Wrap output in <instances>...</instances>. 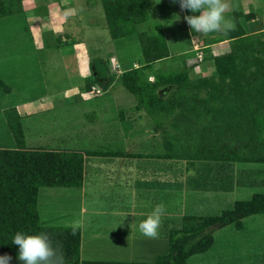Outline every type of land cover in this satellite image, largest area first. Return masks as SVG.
I'll return each instance as SVG.
<instances>
[{
	"label": "trees",
	"instance_id": "obj_1",
	"mask_svg": "<svg viewBox=\"0 0 264 264\" xmlns=\"http://www.w3.org/2000/svg\"><path fill=\"white\" fill-rule=\"evenodd\" d=\"M98 1L112 39L134 33L135 25L146 19L143 0ZM228 1L235 30L204 40L208 44L227 39V51L214 55L206 45L200 48V58L198 52H188L181 54L178 67H155L156 62L169 58L164 37L160 31L153 34L141 30L136 33L141 59L136 66L130 64L121 70L119 82L133 95L134 109L146 115L147 142L156 134L160 138V154L139 157H157L170 163L163 164V177L168 182L164 171L180 168L177 162L181 161L184 171L200 168L198 177L204 183L203 189L208 185L206 189L220 194L233 185L244 191L250 189L248 199L234 200L215 214L180 217L179 226L173 225L166 237L161 236L163 250L152 262L79 260V228L73 233L72 226L47 224L45 202L38 201V193L41 187H79L82 155L76 151L24 148L18 116L14 110H7L6 122L16 147L0 148V255H10V264H22L17 259L18 246L12 243L17 231L47 232L54 246L62 245L66 264H186L190 256L209 249L214 229H240L245 218L264 216V30L247 33L243 24L253 13H243L239 0ZM20 9L19 0H0V17ZM183 14L192 13L184 10ZM255 24L259 26L260 21ZM187 57L210 63L209 74L189 76L196 64L189 65ZM84 154L116 155L98 150ZM174 176L177 178L178 172ZM190 187L195 189L193 184ZM165 189L170 188L164 183V197L171 194ZM67 203L63 197L62 215L67 213Z\"/></svg>",
	"mask_w": 264,
	"mask_h": 264
},
{
	"label": "crops",
	"instance_id": "obj_2",
	"mask_svg": "<svg viewBox=\"0 0 264 264\" xmlns=\"http://www.w3.org/2000/svg\"><path fill=\"white\" fill-rule=\"evenodd\" d=\"M96 1V5L98 6L95 7L94 11L96 12L97 17L102 19V26L100 27L106 29L101 5L98 0ZM143 1L146 2V4L148 3V5L150 3L153 4L156 2V0ZM240 1L242 4L243 1L239 0V2ZM89 2L90 0H85V4L84 0H19L21 9L10 15H6L9 17V22L11 23L16 21L21 22V25L18 26L16 32L11 29H4L5 26L8 27V20L4 19L5 15L0 17V90H2V92L0 91V98H2L3 93L8 94L9 92H11L17 84H23L26 90H29V86L37 87L38 85L39 91H42V93L36 94L28 99L8 101V99L10 98V96H8L5 103L0 101V133L3 134H0V139H3V141H0V148L16 147L15 139L13 137V134L10 132L6 122L5 112L7 110H14L15 114L18 116L22 133L23 147L26 149H33V147H37H26L24 144V129H22L21 124L23 122V118L33 115L36 108H39V110L43 108L49 109L65 101L68 102V99H84L87 95H89L91 87L95 86V82L92 83V81H98V83H101L102 85H98L101 90H110L112 87L109 86L113 85V81H110L112 74L113 79L116 80L115 85H118L116 87H122L119 82V75L122 70L120 69L121 65L119 63H115L116 59L111 54L107 56L108 59L107 63L105 64L104 57L99 56L98 42L96 40L94 44L95 46H93L92 48L93 50H95V60L97 59L98 61H100V71H96L97 66H95V70L92 69L93 66L92 64H90L91 62L89 60V56L91 55L88 53L87 48L84 49L82 35L80 39L77 37V40L75 39L74 41H71L70 44V48L73 51L72 56L76 62L75 68L78 74V78H87L88 80L89 77L91 78V76L94 75V80H89V84H87V82L85 84L81 82L83 83L82 85L78 83L80 84L79 86L76 85L74 86V88H72V90H70V92H67V90H69V88L66 90L68 84L58 77L61 76L63 72H65L64 75H67L66 71L68 69L66 60L62 59V55L66 52L63 53L60 50L62 43L67 41V35L65 34V32H63V29L66 28L67 23L71 24V22H74L76 27L80 26L82 18L79 14L82 15L83 12L80 10L83 5L86 6ZM143 7L145 10V17H147L148 9L145 5ZM229 11L226 12L225 15L227 18L232 19ZM243 13L246 12L243 11ZM252 18L256 19L255 13L253 14ZM252 18L244 22L243 25L245 26V31L247 33H252L264 30V27L255 24L256 21ZM145 21L146 19H143L140 23H138V25H135V32L124 36V38L128 39L129 36L136 35L138 31L144 30V26L142 25ZM138 26L143 28L139 30ZM184 27L187 28L186 35L188 37L186 40L189 42V45L178 49V51H176L174 54L169 51L167 40L164 38L169 58H171L172 56H179L180 60L181 54L188 53L191 49L195 54L196 52H200V48L206 45L209 47L210 53L214 55L221 54L227 51V39H216L209 41L208 44H204L205 39H210L214 36H221L222 32H220L219 34L217 32H213V34L209 36L203 35L202 42L199 46L195 45V47L191 43V35L196 32L191 31L189 25L186 22L184 23ZM7 35L10 36V40H13L14 44L17 43L16 49L11 46L12 43L6 45V40H8ZM51 48H55L58 52L53 53L49 50ZM44 49H46L47 51H44ZM90 59H92V57ZM24 60H29L31 62V66L26 65L24 63ZM187 61L188 57L186 58V62ZM156 63L154 64L155 67H157ZM137 64L138 61H131V65L136 66ZM129 65L130 64L125 65L124 68L128 67ZM205 66L208 67L207 65ZM35 69L37 71H35ZM20 72L23 73L20 74ZM51 72L54 75H51ZM199 74H209V71L206 73L200 72V70L196 68V66H194L189 72V76H195ZM32 75L33 79L31 80ZM58 81H60L59 88H54L53 86H55ZM69 96H71V98H69ZM119 101L121 103H119ZM119 101H116L114 103V107H112L113 112L115 113V116L117 118V122L113 128L116 133L119 134L123 130L126 133L130 132V134L142 132L147 135L149 132V128L145 127L146 115L143 113V111L138 109L133 110L132 108L134 107V103H127L126 105L125 101ZM122 105H125V107ZM117 106L118 108L116 109ZM12 114L13 113H11V115ZM145 146L146 149L139 148V150H136L137 152L126 151L125 149L115 151L104 150L105 152H114L116 153V155L95 156V158L91 157V155L84 154L86 151L93 150H85L82 149V147H65L60 149H53L59 151H76L81 153L82 155V181L80 186L75 190L76 194L78 195L77 211H79V213L77 217L73 218L69 224L65 225L68 227L73 226L74 224L79 225L80 259H82L80 257V253L83 245L81 235L86 232L95 233V246H93L91 249L92 253L95 254V257L92 256L86 258L84 261L152 262L155 259L156 255H158V250L155 247V250H150L153 252L150 254V256H148V258L137 256L131 257L132 255L129 257L128 254L132 253H128V251H126L124 247H121L120 244L117 243L120 241L130 242L131 239L135 235H137V233H140L138 229L139 223L146 218L147 214L152 210V208L157 205V203L163 204L164 201L163 197L165 181L163 177V160L157 157H139L138 155H158V153L160 154L162 151L159 148V151L161 152L153 153L156 150H153L152 146ZM87 156L91 157L90 162H87V160L89 159ZM92 160H95V162H91ZM115 171L120 172L121 175H118L117 182L109 184L108 181H110L114 177V174H116ZM92 172L95 174V198H91L89 202L90 204H95V222H93L94 219H92V221H89L85 224V216L91 218V214H93L92 211L87 213V210L83 207L86 194L90 196L92 195V193L90 192L91 187L94 186L91 182ZM108 175L110 176L109 178ZM106 187L110 189V193L106 196H103L104 188ZM67 188L69 189L64 191L70 190V187ZM190 189L192 188L190 187ZM98 194H100L99 198ZM220 194L223 195L226 193L224 191ZM221 195H219V198L221 197ZM54 198L50 202L44 201V207L46 208L45 219L48 220L47 224L49 225H52V220H54L55 217L53 214H50L51 210L53 206H56L58 201L57 198ZM77 211H75L74 214H76ZM60 218H68V212L64 213V215H61ZM253 219L259 224H262L257 229L263 230V233L264 222L260 221L259 218ZM163 226L164 221L162 220L161 227ZM242 228L243 227H241L240 229H232L229 226L223 228L222 230H229V233L238 232V235H240L238 237L242 239H240V243L243 244L244 247L242 251L253 256L256 262H260V253L254 251H260V249H262L264 245L262 246L260 244L257 245L258 243L249 242L246 237H243L244 233L241 232ZM253 228L254 226H252V229ZM141 234L142 233H140V235ZM108 240L110 241L109 243L106 242ZM139 240L140 239L137 238L135 240V243ZM148 240L149 238H144L143 243L144 241ZM103 241H105L106 243L102 244ZM154 241L157 242L158 238L154 239ZM151 242L153 243V241ZM113 244L117 246V250L119 252L123 253H117L113 248ZM130 244L132 245V243ZM162 250L163 245H161L160 252ZM197 264L208 263L206 261H199ZM221 264L224 263L222 262ZM241 264L246 263L243 262Z\"/></svg>",
	"mask_w": 264,
	"mask_h": 264
},
{
	"label": "rangeland",
	"instance_id": "obj_3",
	"mask_svg": "<svg viewBox=\"0 0 264 264\" xmlns=\"http://www.w3.org/2000/svg\"><path fill=\"white\" fill-rule=\"evenodd\" d=\"M81 1V0H80ZM242 4L240 1V8L241 11L251 12L256 15V19L252 18L253 20L260 21V26L264 27V5L262 0H242ZM229 3V1L227 0ZM250 2V3H248ZM85 4V0H84ZM96 0H90V2L81 8L80 11L82 15L79 14L82 18L80 26H75L74 22L67 23L66 28L63 29V32L67 35V41L62 43L60 50L64 53L62 55V59H65L68 64V69L66 71L67 75H64L65 72L61 76L64 82L68 84L66 90L67 92L72 90L76 85H82L83 83L89 84V80H94V75L89 77V79H80L78 78V74L75 68V60L72 56L73 51L70 48L71 41L77 40V37L80 39L82 35V41L84 49L87 48L88 53L91 55L89 56L90 64L93 66V70H95V66H97L96 71H100V61L97 59L95 60V50H93V46H95V40L98 42V52L100 57H104L105 64L107 63L108 55L111 54L114 56L115 63H119L121 65L120 69H123L125 65L131 64L133 60H140L141 53L139 49L138 43H136L137 38L136 35L129 36L128 39L126 38H117L112 39L105 28H101V18L97 17L95 7L98 5ZM143 4L147 7V17L146 21L142 26H144V30H147L150 33L157 34L158 31L161 32L162 36L167 40V45L169 47V51L171 53H175L178 49L183 48L189 45V42L186 40V27H184L185 21L183 20V11H181L178 3H172L171 0H156L155 3H148L143 2ZM96 5V6H95ZM249 5V6H247ZM230 10V8H229ZM85 13V14H84ZM151 16V17H150ZM5 20H8V27L5 26L4 29L6 30H13L16 32L18 26L21 25V22H9V17L5 16ZM98 24V26H97ZM139 30L142 29L138 26ZM264 29V28H263ZM218 34L220 32H217ZM213 34V32L208 33L205 36H209ZM204 34L201 33H193L191 35V43L195 46H199L202 42V36ZM8 40H4L6 45L12 43L11 46L16 49V44L13 43V40H10V36L7 35ZM86 44V45H85ZM191 46V44H190ZM196 47V46H195ZM53 53L58 52L55 48L49 49ZM44 51H47L44 49ZM190 54L193 55L192 49L189 50ZM197 54V53H196ZM67 56V57H65ZM59 57V56H58ZM92 57V59H90ZM201 54L198 52V57L200 58ZM194 58V59H193ZM196 57L188 58V63H195L196 68L200 70V72H208L209 68L205 65L210 67V63H202L201 61L198 62ZM179 56L171 57L166 60H162L156 63V66H160L161 68H174L176 65L179 66ZM24 63L28 66H31V62L29 60H24ZM189 64V65H190ZM105 68V67H104ZM117 68V67H116ZM103 69V66H102ZM168 71V69H162ZM35 71H37L35 69ZM23 72H20V74ZM51 75L52 74L51 72ZM90 75V73H89ZM88 75V76H89ZM33 79V75L31 76V80ZM80 79V80H79ZM148 79H151L149 77ZM113 81V85L109 86L112 87L110 90L100 89L98 85H102L95 82V86L91 88L89 91V95H87L84 99L75 100L74 98L68 99V102L65 101L59 105H55L51 108H43L39 110L36 108L34 114L23 118L22 122V129H24V144L25 146H35L37 148H65V147H82L85 150H120L125 149L126 151H133L137 152L139 148L146 149L145 142H147V135L142 132L139 133H126L123 130L121 133H116L113 129L117 118L115 113L113 112L112 107H114V103L119 100H123L127 103H134V97L125 89L118 88L115 85V81L113 79V74L111 75V80ZM83 82V83H81ZM106 82V81H105ZM58 81L54 88H59ZM80 83V84H78ZM107 84V83H106ZM110 84V83H109ZM96 87V88H95ZM64 90V89H63ZM2 92V90H0ZM73 92V91H72ZM42 93L39 91L38 85L37 87L29 86V90H26L23 84H17L15 88L12 89L11 92L8 94L3 93L2 98L0 101L3 103L6 102L8 96L10 98L8 101H16L18 99H28L33 97L36 94ZM52 93V92H51ZM56 93V92H54ZM1 94V93H0ZM72 96V94H71ZM69 96V98H71ZM1 103V102H0ZM119 103H121L119 101ZM129 105V104H128ZM125 107V105H122ZM120 106V107H122ZM118 106L116 107V109ZM134 110V107L132 108ZM128 120V119H127ZM146 125L147 122H145ZM145 125V127H146ZM2 134V133H0ZM3 135V134H2ZM3 141V139H0ZM149 147L152 146L155 152L159 151V147L161 145L160 138L158 135H154L151 140L147 142ZM147 146V148H148ZM34 148V147H33ZM35 149V148H34ZM147 151V150H146ZM89 159L87 162H90L91 157L95 156H87ZM102 158V157H99ZM91 162H95L92 160ZM164 162V161H163ZM180 164V168L170 167L167 168L164 172L168 174L169 181L168 182L165 178V185L170 189V195L165 196L163 201L164 206V214L162 216V220L165 221L163 227L159 228V236L158 241H154V239L149 238L148 241H144L145 237L143 234L137 233L130 242L128 241H120L117 242L120 244L121 247H124L130 257H142L148 258L150 254L155 250H158V254L161 253V245H163V238L166 237L167 230L178 225L177 219L185 215H192L193 213L196 214H215L217 210L221 208L226 209L229 207L230 203L234 200L238 199H248L249 190L244 191L242 187L237 186H229L228 191L226 194H218L211 192L210 190L206 189L208 185L205 186L203 189V184L199 180L198 175H200L201 170L200 168L195 170L189 167L187 170H182L184 167L182 164L184 162H177ZM164 166L169 165L170 163H163ZM165 168V167H164ZM245 171L247 168L244 167ZM177 170V171H176ZM243 170V171H244ZM174 172H178V177L174 176ZM114 177L108 181L109 184L113 182H117L118 175H121L120 172L115 171ZM110 176L108 175V178ZM121 177V176H120ZM196 177L195 183L193 179ZM205 178L208 179L207 176L204 175ZM202 177L203 182H207V179ZM217 179V178H215ZM264 179V178H263ZM108 180V179H107ZM174 181H177L174 182ZM91 182L93 187H91L92 195L86 194L83 207L87 210V213L92 211L91 218L85 216V224L89 221L94 219V212H95V204H90V199L95 198V174L91 173ZM179 183V184H178ZM193 184V188L196 190H192L188 188ZM179 185V186H178ZM181 185V186H180ZM176 187V188H175ZM63 188V187H41L38 193V201L42 203V200L45 202H50L54 197L57 198L56 206H53L51 213L53 214L54 220L52 223L58 226H65L69 224L73 218L77 217L79 211L78 210V195L76 194L74 188ZM110 193V189L108 187L104 188L103 196H106ZM101 194V192H100ZM98 194V198L100 196ZM219 195L221 197L219 198ZM224 196V197H223ZM63 197L68 199L67 206L65 209L68 212V218L61 219L62 215V207L61 202ZM54 198V199H55ZM89 198V200H88ZM115 198V197H113ZM76 199L77 202L74 200ZM215 199V200H213ZM88 200V201H87ZM159 204V203H157ZM40 210V209H39ZM76 212V214H74ZM207 211V212H205ZM41 221L43 218L42 210L40 211ZM171 218H174L172 220ZM253 218H259L260 221L264 222V216L256 215L251 216L249 218H245L244 222L245 225L242 227L243 237H246L249 242L251 243H258L257 245H264V232L263 230H258L257 228L262 224H259ZM255 221V222H254ZM95 222V219L93 220ZM264 224V223H263ZM252 226L254 228L252 229ZM223 228L214 229L212 232V236L214 238V242L211 244L209 249H207L203 254L200 255H192L187 259L186 264H197L199 261H206L208 264H241L245 262L246 264H264V247L260 249V251H254L260 253V262H256L254 257L243 252L244 249L243 244L240 243L242 240L238 236V232L229 233L227 231L222 230ZM252 229V230H251ZM256 229V230H254ZM240 232V231H239ZM163 237H161V236ZM82 238V249L80 253V257L85 260L86 258L95 257V254L92 253L91 249L95 246V233L86 232L81 235ZM139 238L140 240L135 243V240ZM143 239V240H142ZM241 239V240H240ZM153 241V243L151 242ZM106 242H110L109 240ZM105 241L102 244L106 243ZM132 243V245L130 244ZM157 245V246H156ZM113 248L116 250L117 253V246L113 244ZM251 249V248H250ZM249 249V250H250ZM104 253V252H102ZM245 253V254H244ZM119 257V256H117ZM127 259V258H125Z\"/></svg>",
	"mask_w": 264,
	"mask_h": 264
},
{
	"label": "clouds",
	"instance_id": "obj_4",
	"mask_svg": "<svg viewBox=\"0 0 264 264\" xmlns=\"http://www.w3.org/2000/svg\"><path fill=\"white\" fill-rule=\"evenodd\" d=\"M171 2L178 3L181 11L187 10L192 13L185 14L183 20L193 32L207 35L211 32L227 33L235 30V23L225 15L230 8L227 0H171ZM164 211V206L157 204L139 223L138 229L145 237L158 238ZM78 226V224L72 226L73 233ZM12 243L18 246L17 259L22 264H66L62 245L56 243L54 246L47 232L29 234L17 231ZM11 259L8 254L0 255V264H10Z\"/></svg>",
	"mask_w": 264,
	"mask_h": 264
}]
</instances>
